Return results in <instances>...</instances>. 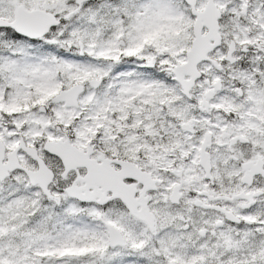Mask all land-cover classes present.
<instances>
[{"label":"snow or ice","instance_id":"1","mask_svg":"<svg viewBox=\"0 0 264 264\" xmlns=\"http://www.w3.org/2000/svg\"><path fill=\"white\" fill-rule=\"evenodd\" d=\"M0 264H264V0H0Z\"/></svg>","mask_w":264,"mask_h":264}]
</instances>
